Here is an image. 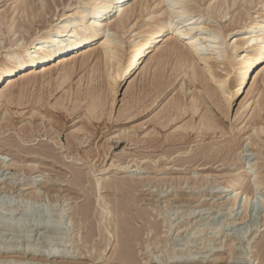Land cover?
<instances>
[{"label": "rangeland", "instance_id": "obj_1", "mask_svg": "<svg viewBox=\"0 0 264 264\" xmlns=\"http://www.w3.org/2000/svg\"><path fill=\"white\" fill-rule=\"evenodd\" d=\"M43 1L37 3L44 4L42 10L47 13L26 32L20 26L22 7L15 12V0H0V14L8 20L0 26V58L13 39H29L56 22L69 2L79 0ZM209 2L204 0L201 8ZM128 4L138 6L129 29H114L124 66L133 44L151 25L146 16L138 17L139 11L147 15L159 8L153 4L147 9L144 0H128ZM238 5L247 6L244 0L235 8ZM237 11L224 20L209 18L208 24L226 25L227 31L235 27L228 19ZM117 16L112 13L111 21ZM233 42L228 40V49ZM86 49L74 54L78 64L67 82L32 79L25 96L18 99L20 78L9 90L15 92V102L0 100V264H117L118 237L124 233L132 264H264V181L256 178H264V134L251 120L258 91L264 89V74L258 77L245 108L239 107L245 93L228 105L222 97L228 117L209 102L206 105L224 121L225 134L218 130L186 135L176 128L190 120L191 110L168 126L161 123L170 112L175 116L178 100L188 108L195 93L203 95L202 85L180 76L164 92L151 91L157 68H144L157 48L132 74L112 63L94 67L96 53L81 65ZM233 63L217 69L232 89L239 71ZM51 66L41 67L38 74ZM172 68L170 63L164 72L169 76ZM195 117L198 122V113ZM239 168L245 178L243 190L237 193L234 180L238 176L234 175ZM203 175L205 181L199 179ZM148 177L152 181L144 182ZM126 179H137L128 184L130 191L110 187ZM127 198L132 199L131 206L115 208ZM104 206L112 214L106 213L103 221ZM114 213L129 219L123 225L125 231L115 230L119 220ZM51 251H65L73 258L62 260ZM186 256L192 261L172 262L174 257Z\"/></svg>", "mask_w": 264, "mask_h": 264}, {"label": "bare ground", "instance_id": "obj_2", "mask_svg": "<svg viewBox=\"0 0 264 264\" xmlns=\"http://www.w3.org/2000/svg\"><path fill=\"white\" fill-rule=\"evenodd\" d=\"M145 1L147 9H151L153 4L159 8L147 15H145L144 10L139 11L138 17L146 16L148 21L151 20V25L144 32H141V39L133 44L131 55L127 62L125 61V66L122 63L123 50H121L117 42L116 29L128 30L129 21H131L138 11V6L135 5L137 3L128 4V0H79L78 4L69 2L66 12L59 15L56 18V22L49 21L50 23H47L48 25L42 31L32 35L29 39L23 40L21 38L22 42H19L18 38L13 39L11 43L4 46L6 50L0 58V100L4 98L7 103H14V94L12 95V93L15 92L11 93L9 90L11 86L16 85L17 81L21 79L23 83L21 84V93L18 99H22L25 96L23 94L27 93V85L29 86L32 79L46 78L49 81L55 80L57 84L67 82L78 64V59L74 54L83 48L87 49L83 54L81 65L88 64L90 58L97 54L98 57L93 65L94 67L101 63H105L106 65L112 63L118 67L123 66L126 74H132L144 62L145 58L157 48L156 55L152 54L147 57L144 68L145 71H150L153 67L152 65L155 66V69L157 68L154 72L155 77L151 81V84H153L151 91L159 90L164 92L172 84V81L183 76L184 81L189 79L202 85L200 91L203 93V95L195 93L191 98V105L188 108L185 107V104L181 100H178L176 104L178 110L175 116L173 112H170L166 116V121L161 123L162 126H168L191 110L193 114L190 120L178 126L177 130L186 132V135L193 131L197 135H208L210 133L214 134L218 130L225 134L226 130L222 126L224 121L216 116L212 108L215 107L223 111L224 116L228 117L227 111L225 112L223 108L225 104L222 102V97L228 105L235 97L244 93L245 96L240 101L239 107L240 109L245 108L251 97L250 94L253 93V89L257 84L258 77L261 76L260 74H264V0H244L247 6L243 8H241V5L235 8L241 0H210L209 4L203 8L201 7L204 0ZM14 3L15 12L16 9L22 7L24 18L23 20L21 19L20 26L26 32H29L33 23L37 22L46 12L44 11L43 13L42 10L44 4L40 5L37 3V0H15ZM42 3L45 2L43 1ZM142 5V8H145L144 3ZM254 7H257L256 10L251 12ZM46 8L48 9V7ZM75 9L77 10L70 14ZM235 11L237 13L231 15L228 19L230 23L232 22V26L235 27L227 31L224 30L226 25L222 27L220 24L215 26L208 24L209 18H223L224 20L225 17ZM112 13L118 14L113 22L110 19ZM6 18V15L0 14V26L8 23V20L5 22ZM228 20H226V23ZM14 22L16 20L12 21L11 24ZM17 27L14 29L13 35H16L19 29ZM1 36L2 31L0 30V38ZM102 38L104 40L99 44V40ZM232 39H234V42L230 43L231 46L228 49L227 42ZM160 43H162V46L158 49ZM170 63H173V68L171 74L168 76L164 70ZM232 63V67L239 66L236 84L233 86V89L228 88L227 80L220 77L217 71L219 65L220 67L224 65L227 68ZM48 64H52V66L38 74V70ZM54 73L58 74L56 79L54 78ZM133 82V80H130L129 85H132ZM181 88L183 89V87ZM8 91L10 95H8ZM258 93L260 95L258 96L256 106H254L251 120L253 119L254 123H252L253 126L255 125L256 130L264 134V115L262 114V111L264 112V89L263 91H258ZM158 97L159 95L155 97L154 102ZM139 98L143 99L144 97L143 95H139ZM15 100L17 101V98ZM208 102L213 107L210 105L206 106ZM201 105H205L209 110L204 107L201 111ZM197 113L199 117L198 122L195 120V114ZM230 150L232 151V146ZM241 170L240 168L236 169L237 173L234 175L238 176V178H234L237 193L242 191L244 187L243 182L245 177ZM206 177V175H203L199 179L204 180L207 179ZM256 178L258 182L263 183L264 178L261 176H256ZM152 179L151 177L145 178L144 182H150ZM136 180L126 179L114 182L110 187L117 191L122 189L130 191L128 184ZM178 180L180 181L181 177ZM96 185L100 190L101 185L99 180ZM31 195L35 196L37 194L32 192ZM237 197L238 195L234 196L235 199ZM117 201L119 200L115 202ZM104 202L106 204V201ZM131 204L132 199L127 198L123 203H116L115 208L124 209L126 206H131ZM102 209V220L105 219L106 213L112 214L109 206H104ZM113 215L114 219L119 220L115 230L125 231L123 225L127 224L129 219L123 214L114 213ZM121 239L124 240L122 241V245ZM127 241V233L118 237L121 253H118L117 259L119 263L117 264H132V260L129 261V257H127L129 253ZM64 252L51 251L50 253L51 255H58L62 260L73 258L72 255L64 254ZM172 259L173 263H188L192 261L188 256L182 258L174 257Z\"/></svg>", "mask_w": 264, "mask_h": 264}]
</instances>
